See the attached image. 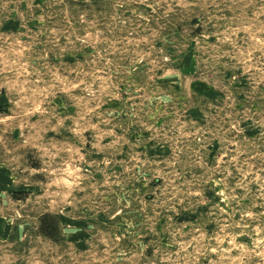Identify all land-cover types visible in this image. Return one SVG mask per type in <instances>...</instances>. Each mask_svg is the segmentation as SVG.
Returning <instances> with one entry per match:
<instances>
[{"label": "rangeland", "instance_id": "1", "mask_svg": "<svg viewBox=\"0 0 264 264\" xmlns=\"http://www.w3.org/2000/svg\"><path fill=\"white\" fill-rule=\"evenodd\" d=\"M0 264H264V0H0Z\"/></svg>", "mask_w": 264, "mask_h": 264}]
</instances>
